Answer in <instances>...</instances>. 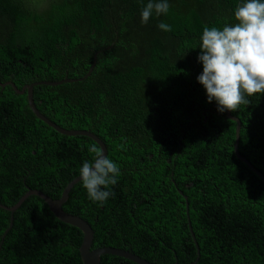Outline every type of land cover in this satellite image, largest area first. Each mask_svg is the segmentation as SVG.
<instances>
[{
  "label": "trees",
  "instance_id": "trees-1",
  "mask_svg": "<svg viewBox=\"0 0 264 264\" xmlns=\"http://www.w3.org/2000/svg\"><path fill=\"white\" fill-rule=\"evenodd\" d=\"M147 2L0 0V240L12 218L0 264H82V233L41 199L3 209L28 190L58 199L94 156L91 139L60 135L33 115L16 91L35 84L43 117L95 135L120 168L105 202L80 181L62 205L90 226L91 249L149 264H264V184L235 158V123L197 81L203 28L237 23L244 0H167L166 15L142 24ZM246 99L230 111L237 152L264 178V94ZM100 263L134 264L112 255Z\"/></svg>",
  "mask_w": 264,
  "mask_h": 264
},
{
  "label": "clouds",
  "instance_id": "clouds-1",
  "mask_svg": "<svg viewBox=\"0 0 264 264\" xmlns=\"http://www.w3.org/2000/svg\"><path fill=\"white\" fill-rule=\"evenodd\" d=\"M169 8L167 0H148L141 10V23L147 24L153 13L166 15ZM234 18L237 23L222 29L203 28L197 57L203 65L197 81L206 90L207 101H215L221 113L249 104L246 97L264 94V0H244L236 6ZM157 27L172 30L164 22ZM88 151L94 156L79 169L81 183L90 200L103 203L113 194L106 189L117 183L120 168L96 144Z\"/></svg>",
  "mask_w": 264,
  "mask_h": 264
},
{
  "label": "water",
  "instance_id": "water-1",
  "mask_svg": "<svg viewBox=\"0 0 264 264\" xmlns=\"http://www.w3.org/2000/svg\"><path fill=\"white\" fill-rule=\"evenodd\" d=\"M93 62H95V59H93ZM91 70L92 69L89 70L87 76L90 74ZM65 82H68V81L66 79H64L60 83H65ZM57 84H59V83H57ZM36 85L37 84L29 85V86L24 87L21 91H16V93L19 95L26 93L27 104H28L29 109L33 113V115L38 120L43 122L47 127L51 128L52 130H54L55 132H57L60 135L68 136V137L83 136V137H87V138L91 139L95 144L98 145L99 148H101L103 154L106 155L104 145L95 135H93L89 132H86V131H66V130H63L62 128L56 126L55 124H53L52 122L47 120L45 117H43L35 109V107L33 105V101H32V88H33V86H36ZM43 85H51L52 86V85H56V84L55 83H44ZM226 118L235 123L234 143H233V153H234L235 158L237 160H239L240 162H242L264 184L263 176L257 170H255L252 167V165L247 160L242 158L237 152L238 134H239V130H240L239 129L240 128L239 120L237 118L231 116L230 111H226ZM80 181H81L80 176H78L75 179H73L71 182H69L65 186V188L63 189L60 197L56 200L49 198L48 196L44 195L40 191L28 190L18 200V202L13 207H11V208L3 207V209H5L7 212L10 213V215H12L16 211V209L22 204V202L26 198H28L29 196H35V197L41 199L43 201V203L46 205V207L48 208V211L58 221H60L64 224L70 225V226L78 229L82 233L81 244H80V247L78 249L79 257H80L82 264H101L100 263V256H102V255H112V256L120 257V258L128 260L134 264H149L148 262L142 260L141 258L133 255L130 252L124 251V250L114 249L111 247H102V248L91 249L93 232H92L90 226L87 224V222H85L81 218H79L77 216L70 215V214H68L62 210V205L67 200V196H68L70 190L72 189V187L75 184H77ZM183 198L186 201L185 197H183ZM185 206H186V214H187V203L185 204ZM187 223H188L189 232H190L191 237H192L193 235L191 233V229H190L188 220H187ZM11 225H12V218L10 216L9 226H8L7 230H5V232L2 235L1 240H0V247H1L2 240L5 236V234L11 228Z\"/></svg>",
  "mask_w": 264,
  "mask_h": 264
}]
</instances>
